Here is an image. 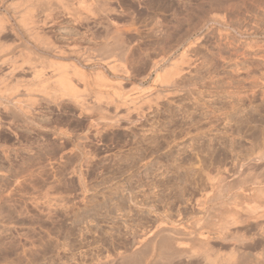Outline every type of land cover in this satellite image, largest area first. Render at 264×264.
Segmentation results:
<instances>
[{
  "label": "rangeland",
  "instance_id": "374dc122",
  "mask_svg": "<svg viewBox=\"0 0 264 264\" xmlns=\"http://www.w3.org/2000/svg\"><path fill=\"white\" fill-rule=\"evenodd\" d=\"M1 1L0 42L28 52L0 71V91L15 93L0 92V264H264V0H39L51 6L34 14L51 15L41 36L62 56L25 33L19 0ZM215 16L255 32L257 57L221 38ZM196 39L194 70L184 66L186 79L207 77L196 88L161 99L133 126L94 104V92L113 93L94 84L98 71L125 91L145 89L159 61L167 66ZM51 63L91 78L85 110L27 89L40 70L55 75ZM10 64L21 72L8 74ZM185 231L197 239L177 244ZM145 236L137 248L121 245Z\"/></svg>",
  "mask_w": 264,
  "mask_h": 264
},
{
  "label": "bare ground",
  "instance_id": "6f19581e",
  "mask_svg": "<svg viewBox=\"0 0 264 264\" xmlns=\"http://www.w3.org/2000/svg\"><path fill=\"white\" fill-rule=\"evenodd\" d=\"M1 1V0H0ZM18 1V0H17ZM20 1V2H19ZM18 2L20 3L19 5V8L17 6L18 9L24 7V11L26 14H28V16L26 17V26L23 27L25 28V33L27 32V35L29 34L32 38V40L38 44V46L42 47L39 49H42V50H46L49 51V52H53V54H59L60 56L62 55H66L65 51L62 50L60 47H56V44L54 42H52L50 40V37H45L47 35H44V36H41L42 31H39L40 27H43L44 24H46V21L47 19H49V16L46 15V17L44 18L45 20H40L39 21L37 20L36 21V18L35 17V12L38 11L37 9H42L44 13H48L50 10L49 8L51 7H48V5H46V7L44 8V6L41 7V4L42 2L41 1H35V0H19ZM43 1V0H42ZM47 1V0H46ZM46 1H43V2H46ZM49 1V0H48ZM55 1V0H53ZM3 2V0L1 1ZM14 2V1H13ZM17 2V3H18ZM50 2V1H49ZM70 3V2H69ZM82 3V2H81ZM65 4V2H64ZM64 4L62 3L63 7H64ZM71 4V3H70ZM74 4V3H73ZM10 5V4H9ZM14 5V4H13ZM12 5V7H13ZM17 5V4H16ZM15 5V6H16ZM11 6V5H10ZM59 7V5H58ZM47 8V9H46ZM54 8V7H53ZM17 9V10H18ZM69 9V8H68ZM67 9V10H68ZM23 10V9H21ZM15 11V10H14ZM20 11V10H19ZM69 11V10H68ZM67 11V12H68ZM52 12V11H51ZM70 12V11H69ZM24 13V12H23ZM52 14V13H51ZM14 15V14H13ZM24 15V14H22ZM72 15V14H71ZM79 15V14H78ZM80 16V15H79ZM24 17V16H23ZM29 17V18H28ZM13 18V17H12ZM15 18V17H14ZM39 18V17H38ZM51 19V17H50ZM52 20V19H51ZM78 20V19H77ZM42 21L43 24L40 22ZM50 21V20H49ZM19 22V21H18ZM41 23L42 26L39 27L38 23ZM55 22V21H54ZM79 22V21H78ZM2 23V22H1ZM77 23V22H76ZM210 24L212 25H216V27H218L217 29L219 30V36H221V38L223 39H230V38H235L239 43L241 42L242 44H244L246 46V52L245 53H248L252 56H256L259 54V51H257L255 48V45L254 43L252 42V39L254 37V35L256 34L255 32L253 33H250L249 32H241L240 30L238 29H234L232 25H230V23L226 22L225 19L223 17L221 18H218L217 16L213 17V19L209 22ZM4 24V23H2ZM2 24H0L2 26ZM11 24V23H10ZM20 24V23H19ZM18 24V25H19ZM7 25V24H6ZM24 25V23H23ZM12 26V25H11ZM22 26V25H21ZM6 27V26H5ZM21 28V27H20ZM1 29V28H0ZM6 29V28H5ZM4 29V30H5ZM7 30V29H6ZM15 30V29H14ZM12 30V31H14ZM41 30V29H40ZM2 31V30H0ZM5 32V31H4ZM7 32V31H6ZM3 33V32H2ZM15 33V32H14ZM13 34V33H12ZM44 34V33H43ZM1 35V34H0ZM18 37V36H17ZM11 38V37H10ZM30 39V38H29ZM94 39V38H93ZM19 40V39H18ZM31 40V39H30ZM201 40V39H200ZM199 39H196L194 41H191L188 46L184 49L183 52H181V54L179 55V57L177 56L176 59L172 60L169 62V64L167 66H164L162 67L163 64L166 63V60L163 58V60L159 61V63L157 65H155L156 67L154 68L155 71H156V77L153 81V85L148 87V88H138V89H132V91H125L122 89V82L121 81H111L109 80L103 73H101V71H98L97 73H93L94 76H93V79L95 81L94 84L97 85V87L101 88V89H107V88H110V89H113V93L112 94H105L104 92L102 91H98V92H94L93 94V99H94V104H98V106H100L99 104H106V106H101L99 107L98 109L101 108V111L102 110H107L109 109V107H111V111L108 110V112L106 111L105 114H109V112H113L115 116V118L117 119V122H124V120L126 122H128L129 125H136L137 123H139L138 121H140V119H143L145 117V112L146 110H151L154 105L158 106V101H161V99L163 98H167L168 96H175L176 94H181L182 91L181 90H184L186 88V90H191L192 88H196L198 85H200L202 82H204L207 78V77H200L199 74L198 75H195V76H191V78H187L186 79V72H188L187 69H184V66L188 65V67H193L194 66L191 64V61H190V57H189V51L190 49H192V47H194V45L200 41ZM235 40V41H236ZM30 42V41H29ZM32 42V41H31ZM20 43V42H19ZM107 43V42H106ZM240 43V44H241ZM241 44V45H242ZM8 45V44H7ZM4 45L3 43L0 42V71L6 67L8 65V63H10L11 60H13L12 58H15V54L17 56H20V55H24V50L26 51L27 48L25 49H21V51L15 46L16 44L14 43V46L19 50V52H17L18 50L14 47V49L12 48L13 45ZM59 46V45H57ZM71 46V45H70ZM106 46V45H105ZM24 47V46H23ZM76 48V47H75ZM29 49V47H28ZM38 50V49H37ZM117 50V49H116ZM260 50V49H259ZM262 51V50H260ZM28 52V51H26ZM45 52V51H44ZM38 53V52H37ZM48 53V52H47ZM50 53V54H51ZM29 54V53H27ZM25 54V56L27 55ZM30 54H31V51H30ZM35 54V53H34ZM68 54V52H67ZM72 54H76L77 55V52L74 50L73 48V51H72ZM81 54V53H79ZM78 54V55H79ZM41 55V54H40ZM77 55V58L80 56ZM86 55V54H85ZM29 56L28 55V60H31L29 59ZM33 56V55H32ZM68 56V55H67ZM87 56V55H86ZM96 57V55H95ZM99 57V56H98ZM247 57V56H246ZM21 58V57H20ZM25 58V57H24ZM31 58V57H30ZM68 58V57H67ZM16 59V58H15ZM27 59V58H26ZM25 59V60H26ZM91 59V58H90ZM65 60V59H64ZM95 60V59H94ZM104 60V59H103ZM110 60V59H109ZM108 60V61H109ZM15 61V60H14ZM32 61V60H31ZM52 61V60H51ZM84 61V60H83ZM16 62V61H15ZM30 62V61H29ZM119 62V61H118ZM157 62V61H156ZM155 62V63H156ZM12 63V62H11ZM23 63V62H22ZM27 63V62H26ZM24 63V65L26 64ZM31 63V62H30ZM29 63V64H30ZM228 63V62H227ZM231 62H229L228 64H230ZM28 64V63H27ZM28 64V66H29ZM194 64V63H193ZM243 64V62L241 63V65ZM13 65V64H12ZM11 64L8 66L7 68V73L8 74H13L12 76H14V73L17 72L20 68L22 69V67L18 66L17 65H13L12 66ZM34 65V64H33ZM197 65V64H196ZM17 66V67H16ZM23 66V65H22ZM27 66V65H26ZM125 66V65H124ZM199 66V65H198ZM240 66V63L238 62V64L235 62L234 64L232 65H229V67H239ZM31 67V65H30ZM51 68H53L54 72H55V75L52 77V78H47L45 73L43 72V70H40L39 72L36 73L35 75V79L39 80L37 83L38 85L35 87V89L33 88H28L27 89H30V93L34 92L37 93L39 92L40 93H44L46 96H48L49 98L53 99L55 102L60 100V99H64V98H69L71 101H73V103L77 104L78 106H80L81 108H83V110L86 109V106L89 105L88 102H87V95L85 96V93L88 92V91H92V85H91V81L89 79V76L87 75V73H85V71H83L82 69L78 68L76 65H72L69 66V65H66V64H57V63H51ZM112 67V66H111ZM110 67V68H111ZM191 67L190 71L193 69ZM119 68L117 71L116 69ZM161 68V69H160ZM197 67H195L196 69ZM240 68V67H239ZM20 69V70H21ZM28 69V68H27ZM113 71L114 69L116 71H114V73H120L122 78H123V75L125 76H128L129 72H127V70L125 71V68L122 69L119 67V65L116 67L113 66L111 68ZM110 69V70H111ZM127 69V68H126ZM19 70V71H20ZM194 70V69H193ZM197 70V69H196ZM18 71V72H19ZM24 69H23V73H24ZM189 71V72H190ZM17 72V73H18ZM21 72V71H20ZM6 73V75H8ZM128 73V74H127ZM191 73V72H190ZM118 74V75H120ZM10 76V77H12ZM73 76V78L71 77ZM211 77V75H210ZM14 78V77H13ZM12 78V79H13ZM74 78L78 81V82H81L83 83V91L81 92L80 91V87H78V85L76 84V80H74ZM121 78V77H120ZM180 78V79H178ZM7 80V79H6ZM18 80V79H17ZM21 80V78H20ZM19 80V81H20ZM24 80V79H23ZM22 80V81H23ZM186 80V81H184ZM7 83V82H6ZM5 83V84H6ZM12 83V82H11ZM3 84V83H1ZM93 84V83H92ZM14 85V84H13ZM12 85V86H13ZM34 85V84H33ZM2 86V85H1ZM31 86V85H30ZM14 87H16L14 85ZM158 87L164 89L165 93H162L160 91H158ZM11 88V87H9ZM3 89V88H2ZM6 89V88H5ZM5 89H4V92H1L2 94L3 93H7L9 91H7L8 89H6V92H5ZM13 88H11L10 90H12ZM15 89V88H14ZM13 89V91H14ZM17 89V87H16ZM15 89V90H16ZM24 89V88H23ZM26 89V90H27ZM127 89V88H126ZM167 89V91H166ZM24 89V91H26ZM184 90V91H186ZM135 91V93H134ZM137 91V92H136ZM181 91V92H180ZM85 92V93H84ZM133 92V93H132ZM192 92V91H190ZM17 93V91H16ZM185 93V92H184ZM2 94L0 96H2ZM10 94V92L8 93ZM7 94V95H8ZM13 94L14 96V92L11 93ZM10 94V95H11ZM89 94V93H88ZM179 94V95H180ZM187 94V93H186ZM32 95V94H31ZM189 95V93H188ZM28 96V95H27ZM92 96V95H91ZM177 96V95H176ZM9 97V96H8ZM30 97V96H29ZM28 97V98H29ZM1 99H3L2 97H0ZM6 100H7V96L5 97ZM10 100H11V97H9ZM27 98V99H28ZM33 98V97H32ZM29 99L31 101V103L33 102H36L34 99ZM184 98V97H183ZM5 100V99H3ZM25 100V98H24ZM27 100V101H29ZM1 101V100H0ZM14 101V100H13ZM24 102L23 99L20 100V99H16V101L14 102H17V104L19 105H22L23 104L21 103ZM26 101V100H25ZM2 102V101H1ZM13 102V103H14ZM50 102V101H49ZM91 102H93L91 100ZM25 103V102H24ZM28 103V102H27ZM30 103V102H29ZM15 104V103H14ZM35 105V103H33ZM94 104H92L94 106ZM2 105V104H1ZM17 105V106H18ZM32 105V104H31ZM10 106V105H9ZM16 106V104H15ZM32 107V106H31ZM30 107V108H31ZM106 107V108H104ZM160 107V106H159ZM6 108V107H5ZM85 108V109H84ZM93 108V107H92ZM23 109V107H22ZM21 109V110H22ZM89 109V108H88ZM94 109V108H93ZM97 109V110H98ZM20 110V109H19ZM24 110V109H23ZM5 111V110H4ZM28 111V110H27ZM92 111V110H91ZM104 111V112H105ZM88 112V111H87ZM103 112V111H102ZM103 112V114H104ZM25 113V112H24ZM111 114V113H110ZM27 115V114H26ZM100 115V114H99ZM102 116V115H101ZM114 117V116H113ZM136 117V118H135ZM138 118V120H136ZM102 119V118H101ZM135 119V120H134ZM142 121V120H141ZM111 122V121H110ZM107 123V122H106ZM74 124V123H73ZM111 125V124H110ZM91 126V125H90ZM115 126V125H114ZM75 127V126H74ZM131 127V126H130ZM263 130V129H262ZM53 134V133H52ZM263 136L262 137V140H260L259 142V146L258 147H261L262 145L264 146V132L262 133ZM261 134V135H262ZM87 137V136H86ZM260 137V138H261ZM84 142V141H83ZM61 146V145H60ZM262 146V148H263ZM87 148V147H86ZM261 154V153H260ZM264 154V153H263ZM261 156V155H258V157ZM263 156V155H262ZM261 157H259L258 160H260ZM257 159V158H256ZM264 159V158H262ZM261 159V160H262ZM259 163V162H258ZM240 166V165H239ZM242 166V165H241ZM210 179V178H208ZM212 180V179H211ZM214 180V179H213ZM212 180V181H213ZM210 181V180H209ZM7 187V186H6ZM214 187V186H213ZM261 192V191H260ZM263 194V193H262ZM10 209V208H9ZM4 212V211H3ZM159 223V222H157ZM141 225L143 226L144 224L141 222ZM166 223L165 222H161L159 223L157 226H156V229H161L163 226H165ZM168 226V225H167ZM183 228V227H182ZM154 229V230H156ZM154 230L152 232H154ZM156 230V231H157ZM184 231V230H183ZM151 232V233H152ZM160 232V231H159ZM177 232V231H176ZM198 232V231H197ZM197 232H194V231H185L183 232V234L181 233V235H184L183 237L185 238V236L189 237V238H177V244L179 243L180 245H188V243H191V240L190 238H194L196 235H197ZM154 234V233H153ZM152 234V235H153ZM161 234V233H160ZM150 235V237L152 236ZM178 235V234H177ZM208 236V234H206ZM137 236V235H136ZM144 236V235H143ZM21 237V235H20ZM25 237V236H24ZM146 237V236H145ZM199 237V236H198ZM148 237L145 238H142L141 240L139 239V241L137 240L135 243L134 241H131V239H128V238H125L121 243V245L123 247H125V249H129L130 247H139V245L141 246L142 243H144L146 240H147ZM197 239V236L195 237ZM203 238H206L205 237V234L203 236ZM202 238V239H203ZM25 239V238H24ZM190 240V241H189ZM148 241V240H147ZM194 241V239L192 240ZM202 241V240H201ZM23 242V239H20V243ZM150 242V241H149ZM173 242V241H172ZM188 242V243H186ZM195 242V241H194ZM146 243V242H145ZM151 243V242H150ZM156 243V242H155ZM186 243V244H185ZM207 243V241H206ZM137 244H139L137 246ZM205 244V242L203 243ZM155 245V244H154ZM153 246V245H152ZM193 247V246H192ZM191 247V248H192ZM24 248V247H23ZM153 248V247H152ZM155 248V247H154ZM12 249V248H11ZM22 249V248H21ZM131 249V248H130ZM156 250V249H155ZM208 254H210L209 252H207ZM206 254V253H205ZM207 255V254H206ZM205 256V255H204ZM211 255H209V257L207 256L205 259H208L211 261ZM125 259V258H124ZM204 260V259H203ZM206 260V262L208 261ZM205 261V260H204ZM209 262V261H208ZM112 263V262H111Z\"/></svg>",
  "mask_w": 264,
  "mask_h": 264
}]
</instances>
